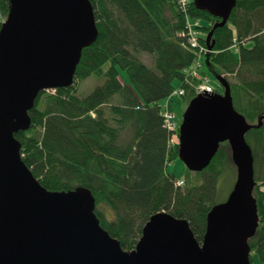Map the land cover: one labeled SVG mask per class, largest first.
Listing matches in <instances>:
<instances>
[{
  "label": "trees",
  "instance_id": "16d2710c",
  "mask_svg": "<svg viewBox=\"0 0 264 264\" xmlns=\"http://www.w3.org/2000/svg\"><path fill=\"white\" fill-rule=\"evenodd\" d=\"M89 1L97 39L80 54L71 86L38 94L29 129L14 134L22 162L48 191L89 190L101 227L124 250L135 248L149 217L160 212L186 219L202 242L207 214L226 199L219 200L222 185L231 178L232 189L235 182L230 148L221 143L202 172L187 169L183 178L168 173V164L178 159V142L164 125L162 105L180 89L191 101L202 82L191 73L198 51L181 36L187 19L200 21L205 48L220 19L193 2L183 10L179 0ZM9 5L0 0V26ZM229 16L213 31L205 65L224 76L235 111L253 126L245 140L253 156L258 226L247 243L250 263L264 264V0H236ZM89 78L97 84L80 93ZM180 179L184 184L177 186Z\"/></svg>",
  "mask_w": 264,
  "mask_h": 264
},
{
  "label": "water",
  "instance_id": "95a60500",
  "mask_svg": "<svg viewBox=\"0 0 264 264\" xmlns=\"http://www.w3.org/2000/svg\"><path fill=\"white\" fill-rule=\"evenodd\" d=\"M0 26V264H251L248 239L258 226L254 168L245 134L253 126L233 107L230 86L213 74L223 92L201 93L183 111L178 159L193 173L205 170L227 142L236 169L227 198L207 214L197 242L186 219L160 212L124 250L100 225L89 190L48 191L22 162L14 134L29 129V111L46 89L73 84L84 48L97 28L89 0H9ZM224 26L236 0H193Z\"/></svg>",
  "mask_w": 264,
  "mask_h": 264
},
{
  "label": "rangeland",
  "instance_id": "374dc122",
  "mask_svg": "<svg viewBox=\"0 0 264 264\" xmlns=\"http://www.w3.org/2000/svg\"><path fill=\"white\" fill-rule=\"evenodd\" d=\"M208 53V52H207ZM203 55L202 58H199V64L195 66L199 74L205 75L209 80V84L212 86L213 90L215 91H222V86L219 83V81L215 78V76L209 72V70L206 67V54ZM141 59L150 65V58L146 55H141ZM119 78L123 83L127 82V77L123 71H119ZM97 84V81L93 78H89L85 81H83L80 85V93L87 94L90 91L93 90L94 86ZM167 100L163 103H166ZM189 104V101L186 97L176 96L174 98H171L170 101H168L167 108L170 113H172L175 116V123H177L178 127H180L182 122V115L183 111L187 108ZM175 138L178 140L177 135H175ZM167 171L170 174H173L176 178H183L186 177L188 173L187 168L185 165L179 160H175L173 163L168 164ZM194 175V173H191ZM232 176V175H230ZM231 178H228L226 183H224L221 187V191L219 194V200H224L228 196V192H230L231 189ZM108 216H112L110 211H107Z\"/></svg>",
  "mask_w": 264,
  "mask_h": 264
},
{
  "label": "built area",
  "instance_id": "2783aa9c",
  "mask_svg": "<svg viewBox=\"0 0 264 264\" xmlns=\"http://www.w3.org/2000/svg\"><path fill=\"white\" fill-rule=\"evenodd\" d=\"M191 0H179L178 1V5L179 8L183 9V10H187V7H189ZM198 26V22L195 21L194 23L190 22L189 19H187V26L186 29L183 33H181V36L186 37L187 39V44L191 47L194 48L198 51V55H197V59L195 62V66H197L199 64V58H202L203 55L205 53L208 52V50L204 47L200 45L199 39H198V33L195 29V27ZM197 68L194 67L193 71L191 72L192 75L196 78H199L201 76H199L198 71L196 70ZM202 83L198 84V86H195V91L196 93H211V89L210 87L207 85V80L202 78ZM172 96H181L184 91L180 89L179 90H175L172 91ZM163 119H164V125L165 127L169 130V132H174L177 128L176 123H174V115L172 113H170L168 110H165L163 112ZM183 181L179 180L178 182H176L177 186H182L183 185Z\"/></svg>",
  "mask_w": 264,
  "mask_h": 264
}]
</instances>
